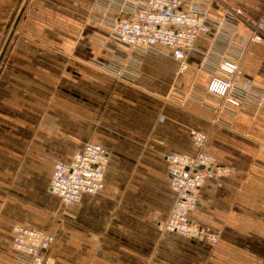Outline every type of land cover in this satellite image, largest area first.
I'll list each match as a JSON object with an SVG mask.
<instances>
[{
	"label": "crops",
	"instance_id": "crops-1",
	"mask_svg": "<svg viewBox=\"0 0 264 264\" xmlns=\"http://www.w3.org/2000/svg\"><path fill=\"white\" fill-rule=\"evenodd\" d=\"M94 2L0 0V53L23 8L0 60V264H25L15 225L52 236L47 264H264V107H226L208 92L213 70L203 66L243 47L240 82L264 91V41H248L249 21L264 35V0H184L212 21L235 8L241 21L197 37L181 74L169 49L135 50L132 83L95 66L123 53L91 19ZM193 129L233 169L207 178L189 212L214 243L159 228L175 200L165 156L194 154ZM89 140L108 157L103 186L66 204L50 189L54 166Z\"/></svg>",
	"mask_w": 264,
	"mask_h": 264
},
{
	"label": "built area",
	"instance_id": "built-area-1",
	"mask_svg": "<svg viewBox=\"0 0 264 264\" xmlns=\"http://www.w3.org/2000/svg\"><path fill=\"white\" fill-rule=\"evenodd\" d=\"M240 14L239 10L229 8L221 20L212 21L203 9L185 6L184 0H95L90 9L91 19L107 29L113 49L123 53L109 64L95 63V66L116 80L132 83L138 72L137 63L129 54L135 50L167 54L169 49L170 54L180 61L178 73L181 74L186 69L185 57L195 39L207 35L213 25L230 31L235 23L241 21ZM249 24L251 35L248 41L263 42L264 35L258 23L249 21ZM219 39V35L211 37L213 42ZM243 52L242 47L217 59L209 54L203 61V66L213 70L208 92L220 97L232 110L239 109L245 102H255L264 107V91L253 95L249 82H240L239 62ZM190 137L196 150L194 154L168 153L165 156L169 185L175 193V200L159 228L192 240L214 243L216 234L191 220L189 212L196 207L200 188L207 178L226 175L233 169L205 151V132L193 129ZM107 161L104 148L97 142L87 141L81 150L74 153L70 162L55 164L51 191L66 204H78L83 194H92L102 188ZM51 241L52 236L47 231L23 225L13 227L12 244L25 264H47L45 251Z\"/></svg>",
	"mask_w": 264,
	"mask_h": 264
},
{
	"label": "water",
	"instance_id": "water-1",
	"mask_svg": "<svg viewBox=\"0 0 264 264\" xmlns=\"http://www.w3.org/2000/svg\"><path fill=\"white\" fill-rule=\"evenodd\" d=\"M22 10H23V8L21 9L20 13L18 14L16 20L14 21L13 26H12V28H11V30H10V33H9L7 39L5 40V43H4V46H3V49H2V51H1V53H0V60H1L2 54H3V52H4L5 48H6V46H7L8 43L10 42L11 37H12V35H13L15 29H16V26H17V23H18V19H19V17H20V14H21Z\"/></svg>",
	"mask_w": 264,
	"mask_h": 264
},
{
	"label": "rangeland",
	"instance_id": "rangeland-1",
	"mask_svg": "<svg viewBox=\"0 0 264 264\" xmlns=\"http://www.w3.org/2000/svg\"><path fill=\"white\" fill-rule=\"evenodd\" d=\"M227 6H230L229 4ZM213 178V177H212Z\"/></svg>",
	"mask_w": 264,
	"mask_h": 264
}]
</instances>
